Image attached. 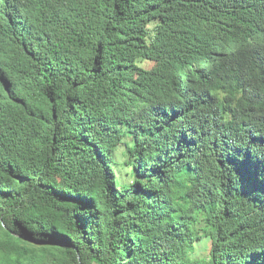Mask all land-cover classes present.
Listing matches in <instances>:
<instances>
[{"label":"trees","instance_id":"1","mask_svg":"<svg viewBox=\"0 0 264 264\" xmlns=\"http://www.w3.org/2000/svg\"><path fill=\"white\" fill-rule=\"evenodd\" d=\"M0 264H264V0H0Z\"/></svg>","mask_w":264,"mask_h":264},{"label":"rangeland","instance_id":"2","mask_svg":"<svg viewBox=\"0 0 264 264\" xmlns=\"http://www.w3.org/2000/svg\"><path fill=\"white\" fill-rule=\"evenodd\" d=\"M144 65H145V67H147L148 69H151V70H156L161 66V64L159 62H155V61L154 62L153 61H146L144 63Z\"/></svg>","mask_w":264,"mask_h":264}]
</instances>
